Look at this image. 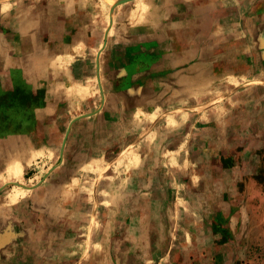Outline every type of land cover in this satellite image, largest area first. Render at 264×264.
Instances as JSON below:
<instances>
[{
    "label": "rangeland",
    "instance_id": "rangeland-1",
    "mask_svg": "<svg viewBox=\"0 0 264 264\" xmlns=\"http://www.w3.org/2000/svg\"><path fill=\"white\" fill-rule=\"evenodd\" d=\"M0 130V246L264 264V0H0Z\"/></svg>",
    "mask_w": 264,
    "mask_h": 264
},
{
    "label": "crops",
    "instance_id": "crops-1",
    "mask_svg": "<svg viewBox=\"0 0 264 264\" xmlns=\"http://www.w3.org/2000/svg\"><path fill=\"white\" fill-rule=\"evenodd\" d=\"M49 110H51L50 114H53L52 109ZM51 119L52 115L50 118H45L46 122ZM40 121H42V119H40ZM4 139L5 138L2 135V131L0 130V142L4 141ZM53 139L54 136L50 135V140ZM38 217L41 220H44L45 228L50 229V224H52L50 221L51 217H53V213L45 211L41 213V215H38ZM70 218L71 217L69 215L64 219ZM92 224H89V229L92 228ZM95 232L96 231L94 227L91 238L87 234L85 236L84 244H81L79 240L75 241L71 239L68 233L66 234L67 239H60L59 237H56L55 242L53 239L50 240L48 237L44 239V235H41L39 238L38 232L36 233L37 235H35L36 239H34V232L29 229V236L22 234L19 237H16V239H13L8 243H4V246L3 244L0 246V264H97L94 259L91 260L90 254L93 250H97V247L99 246L98 243L101 244L99 241L96 243V236H94ZM142 246L144 248L141 249V251L143 252L144 250L145 252L143 253L147 254V257L143 259L142 256L141 258L143 260L137 261V263L175 264V259L172 257L169 260H166L165 258L158 259L156 262V260H153L151 257V252L153 250L152 248H149L150 245L145 243L142 244ZM201 263L204 264V262ZM133 264L136 263L133 262Z\"/></svg>",
    "mask_w": 264,
    "mask_h": 264
}]
</instances>
